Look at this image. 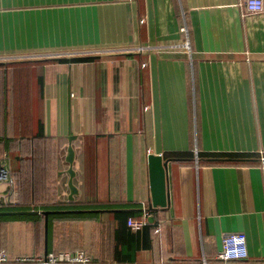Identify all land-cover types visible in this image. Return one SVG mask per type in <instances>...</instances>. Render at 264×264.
I'll return each mask as SVG.
<instances>
[{"label":"crops","instance_id":"obj_1","mask_svg":"<svg viewBox=\"0 0 264 264\" xmlns=\"http://www.w3.org/2000/svg\"><path fill=\"white\" fill-rule=\"evenodd\" d=\"M0 62V211H39L0 214V264L50 252L219 264L229 232L249 249L230 264H264V11L245 13L244 0H0ZM151 153L174 158L173 213L150 207ZM36 155L51 167L36 169ZM44 209L59 210L47 239ZM145 211L146 225H128Z\"/></svg>","mask_w":264,"mask_h":264},{"label":"built area","instance_id":"obj_2","mask_svg":"<svg viewBox=\"0 0 264 264\" xmlns=\"http://www.w3.org/2000/svg\"><path fill=\"white\" fill-rule=\"evenodd\" d=\"M244 11L247 14L262 13L264 11V0H244ZM260 161L264 163V149L260 150ZM7 178V171L1 168L0 181H4ZM148 216V211H145L142 217L130 216L128 218V225L133 229H138L147 224ZM248 257V242L243 232H229L223 234L221 248L217 254L219 264H230V261L246 260ZM15 260L19 262H39L43 264H88L89 262V258L83 252L75 254L69 252H50L45 258L40 256H16ZM8 261V252L4 249H0V263Z\"/></svg>","mask_w":264,"mask_h":264},{"label":"water","instance_id":"obj_3","mask_svg":"<svg viewBox=\"0 0 264 264\" xmlns=\"http://www.w3.org/2000/svg\"><path fill=\"white\" fill-rule=\"evenodd\" d=\"M172 159L163 158L162 154H149V167H150V182H151V208L162 207L169 209L172 213L174 210L173 196L171 192V174H172ZM69 160H73V150ZM72 189L74 190V186ZM38 210H6L0 211V214H20V213H37ZM45 216V237L48 235V220L49 215L59 210L44 209L41 211Z\"/></svg>","mask_w":264,"mask_h":264},{"label":"trees","instance_id":"obj_4","mask_svg":"<svg viewBox=\"0 0 264 264\" xmlns=\"http://www.w3.org/2000/svg\"><path fill=\"white\" fill-rule=\"evenodd\" d=\"M5 63H2L0 62V68H3L2 66L4 65ZM39 141H43L45 142L47 139L45 138L44 135H39L36 137ZM40 147V146H39ZM39 147H37V142H36V150H39ZM43 150H50V146L47 147H43ZM252 155V154H251ZM232 156H235V157H238V158H246L248 156H250V154H238V155H232ZM42 159V165L44 166L43 168L45 170H48L50 167H51V157L49 156H37L36 155V169H37V165L39 163V160ZM260 161V160H259ZM157 208H152L153 212H157L156 210ZM55 213V212H54Z\"/></svg>","mask_w":264,"mask_h":264}]
</instances>
